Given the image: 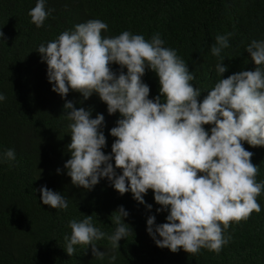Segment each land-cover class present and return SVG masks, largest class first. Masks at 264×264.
Instances as JSON below:
<instances>
[{"label": "clouds", "instance_id": "1", "mask_svg": "<svg viewBox=\"0 0 264 264\" xmlns=\"http://www.w3.org/2000/svg\"><path fill=\"white\" fill-rule=\"evenodd\" d=\"M52 11L45 10V0H37L29 11L31 23L42 27ZM107 30V23L91 19L37 50L47 64L52 91L65 98L71 90L85 100L96 93L110 115L118 112L121 117L110 130L116 139L106 155L102 151L106 137L100 130L104 116L92 118L90 111L65 102V116L71 121L67 175L74 186L86 190L107 178L117 192L130 191L140 204H146L144 195L152 190L161 206L156 211L168 212L165 223L156 224L154 215L147 218L146 231L157 247L173 253L183 249L191 256L202 248L219 254L229 242L224 232L230 225L261 211L257 197L264 192V181H257L259 166L243 145L264 147V40H253L245 49L254 70L221 78L201 102V91L191 83L195 75L176 50L163 46L159 34L149 41L127 30L105 37L102 32ZM230 35H217L211 47V54L220 58L216 65L220 76L227 71L221 52L229 47ZM113 63L126 68V74H115ZM146 69L159 80L154 99L142 81ZM5 99L0 93V102ZM205 125L212 126L210 132ZM15 158L14 149H8L0 162ZM39 192L44 205L67 210L61 194L46 186ZM146 207L151 210L152 205ZM128 215L123 206L112 214L117 227L107 239L113 250L132 232L124 222ZM69 227L71 235L64 238L69 256L77 245H91L94 257L105 256L95 241L106 233L93 225L92 215L70 220ZM115 259L113 255L111 260Z\"/></svg>", "mask_w": 264, "mask_h": 264}, {"label": "trees", "instance_id": "2", "mask_svg": "<svg viewBox=\"0 0 264 264\" xmlns=\"http://www.w3.org/2000/svg\"><path fill=\"white\" fill-rule=\"evenodd\" d=\"M36 3L0 0V93L6 97L0 102V160L8 149H14L16 156L13 161L0 162V264H264V192L257 197L260 213L232 223L224 232L229 242L219 254L202 248L191 256L183 249L173 253L157 247L147 233L149 216L161 224L168 214L167 210L156 211L161 206L155 203L152 190L144 195L146 204L152 205L149 210L130 191L117 192L107 178L91 190L74 186L64 168L71 158L67 148L71 121L65 116V102L90 111L92 118L104 116L100 130L106 137L102 149L106 155L111 154L116 139L110 130L121 117L118 112L110 115L96 93L85 100L71 90L65 98L52 91L47 64L37 51L41 44L91 19L108 24L102 32L105 37L127 30L150 41L159 34L163 46L176 50L195 75L191 83L201 91L198 99L202 102L221 78L254 70L245 49L253 40H264V0H45V10L54 11L39 28L29 16ZM229 33V47L221 52L227 71L220 76L216 71L220 58L211 54V47L217 35ZM110 68L117 75L127 72L115 63ZM142 81L150 88V99L159 95L154 72L146 69ZM204 127L210 132L212 126ZM243 146L253 153L251 162L259 166L257 181H264V147L246 142ZM115 171L122 174L120 169ZM43 186L64 196L67 210L44 205L39 192ZM121 206L129 213L124 222L132 232L113 250L107 236L115 232L112 214ZM88 215L106 233L95 241L97 250L106 253L102 259L93 256L91 245L74 246L72 256L64 249V238L71 235L69 221H82Z\"/></svg>", "mask_w": 264, "mask_h": 264}]
</instances>
